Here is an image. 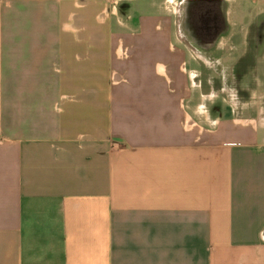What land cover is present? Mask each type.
<instances>
[{
    "label": "crops",
    "instance_id": "crops-1",
    "mask_svg": "<svg viewBox=\"0 0 264 264\" xmlns=\"http://www.w3.org/2000/svg\"><path fill=\"white\" fill-rule=\"evenodd\" d=\"M234 1L0 0V264H264L263 64L185 65Z\"/></svg>",
    "mask_w": 264,
    "mask_h": 264
},
{
    "label": "rangeland",
    "instance_id": "rangeland-1",
    "mask_svg": "<svg viewBox=\"0 0 264 264\" xmlns=\"http://www.w3.org/2000/svg\"><path fill=\"white\" fill-rule=\"evenodd\" d=\"M191 1L193 0H166V4L171 11L180 12L179 16H182L181 21H183L185 25L186 21H188L187 15L189 14V11L200 8H193ZM215 3L216 4H214V6L210 7L209 5L207 7V9L209 8L208 10H212V13H214L218 7L221 11H226V5L233 2L232 0H222L221 2ZM262 6L264 7V3L260 0L234 1V4L232 5L233 9L231 10L232 7H228L229 12H231L228 15L231 17H227L228 32L224 35L225 38L222 40L221 45L217 46L216 49L211 51L207 50L206 52V55L210 58V60H213L214 63L212 62V65H209V69H206L201 66L198 67V63H194L189 60L185 64L186 67L189 69L199 68L198 70L200 72L211 75L212 77H222V72L224 70L228 71L227 79H229V85L233 91L237 90L236 87L239 89V82L246 78L243 77L246 72L248 73L247 77H256V62L259 60L263 65L259 67L261 69H259L260 73H258V77H264V47L256 46L254 44V42H256L255 40L252 42V39L257 36L264 38V16L259 17V11ZM196 10L195 15H198L199 17L196 19L197 21L204 15L202 13H196ZM235 10L237 11L236 15ZM244 31H246V36H249V40L246 43H243ZM204 49H208V47ZM218 72H220V75H218ZM235 77H237V79ZM235 80L238 81L235 83ZM251 90L252 83H250L249 80L247 82L242 81V90L238 91L240 99L248 101Z\"/></svg>",
    "mask_w": 264,
    "mask_h": 264
},
{
    "label": "flooded vegetation",
    "instance_id": "flooded-vegetation-1",
    "mask_svg": "<svg viewBox=\"0 0 264 264\" xmlns=\"http://www.w3.org/2000/svg\"><path fill=\"white\" fill-rule=\"evenodd\" d=\"M210 4L206 3L205 1H200V2H197L195 3L193 6L194 8H197V7H200V8H197V10L203 12V11H206V14L209 15L208 13H210V10L207 9V7L209 6ZM214 6V5H213ZM211 7V5H210ZM196 10V9H195ZM203 10V11H202ZM212 11V10H211ZM205 14V13H203ZM196 19V18H195ZM194 19V20H195ZM213 20V19H212ZM204 21H208L207 19H205L204 17L200 18L199 20L196 21V25L198 26H203ZM203 23V24H202Z\"/></svg>",
    "mask_w": 264,
    "mask_h": 264
}]
</instances>
